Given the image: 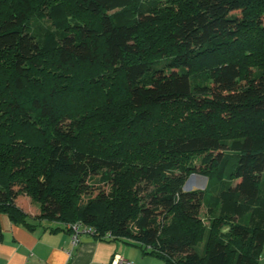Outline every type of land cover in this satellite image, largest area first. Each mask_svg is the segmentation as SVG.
<instances>
[{
  "label": "trees",
  "instance_id": "1",
  "mask_svg": "<svg viewBox=\"0 0 264 264\" xmlns=\"http://www.w3.org/2000/svg\"><path fill=\"white\" fill-rule=\"evenodd\" d=\"M0 214L162 264H257L264 0H0Z\"/></svg>",
  "mask_w": 264,
  "mask_h": 264
},
{
  "label": "crops",
  "instance_id": "2",
  "mask_svg": "<svg viewBox=\"0 0 264 264\" xmlns=\"http://www.w3.org/2000/svg\"><path fill=\"white\" fill-rule=\"evenodd\" d=\"M0 229V264H110L115 253L134 264H162L156 257L138 255L123 242L117 243L119 240H97L88 234H82L68 254L70 237L66 230L50 231L42 225L29 230L4 214H0ZM257 264H264L263 248Z\"/></svg>",
  "mask_w": 264,
  "mask_h": 264
},
{
  "label": "rangeland",
  "instance_id": "3",
  "mask_svg": "<svg viewBox=\"0 0 264 264\" xmlns=\"http://www.w3.org/2000/svg\"><path fill=\"white\" fill-rule=\"evenodd\" d=\"M205 187V188H204ZM184 188L189 189V188H204V205L202 206V215L205 216V205L210 203L211 200V193H212V188L211 185L206 183V179L203 176L199 175H191L187 181L184 184ZM15 203L21 207L27 214L30 216H33L39 212V207L38 204L31 201L30 198L26 195H18L15 199ZM117 243H121L120 241H117ZM125 247L131 249V251H134L140 256H143L144 254L141 253V250L131 244H124L122 243ZM263 251H264V245H263ZM146 256V255H144ZM149 259V258H147ZM155 258H153L154 260ZM130 261V260H129ZM160 261V260H159ZM131 264H134L133 261H130Z\"/></svg>",
  "mask_w": 264,
  "mask_h": 264
},
{
  "label": "built area",
  "instance_id": "4",
  "mask_svg": "<svg viewBox=\"0 0 264 264\" xmlns=\"http://www.w3.org/2000/svg\"><path fill=\"white\" fill-rule=\"evenodd\" d=\"M66 227L69 229L70 249L68 250V254H70L71 250L78 245L80 236L82 234H89L92 230L88 226L84 225L80 220L67 223ZM103 237H108V233L106 232ZM110 264H131V262L115 253L112 255Z\"/></svg>",
  "mask_w": 264,
  "mask_h": 264
}]
</instances>
